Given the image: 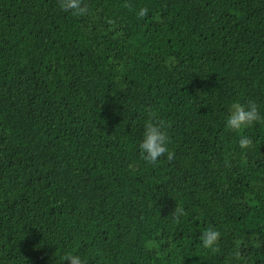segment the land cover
<instances>
[{
    "label": "trees",
    "instance_id": "1",
    "mask_svg": "<svg viewBox=\"0 0 264 264\" xmlns=\"http://www.w3.org/2000/svg\"><path fill=\"white\" fill-rule=\"evenodd\" d=\"M84 2L0 0V264H264V120L247 151L223 125L264 115V0ZM149 119L174 152L154 166Z\"/></svg>",
    "mask_w": 264,
    "mask_h": 264
},
{
    "label": "clouds",
    "instance_id": "2",
    "mask_svg": "<svg viewBox=\"0 0 264 264\" xmlns=\"http://www.w3.org/2000/svg\"><path fill=\"white\" fill-rule=\"evenodd\" d=\"M59 8L73 16L83 17L89 14L90 9L84 0H58ZM148 14V8L141 6L136 12L138 18H143ZM264 120V115L257 102L250 100L247 103L233 102L224 115V128L238 135L237 143L242 151H247L253 144V139L246 134L245 130ZM138 152L140 157L148 165H156L159 157H166L172 160L174 152L170 148V139L167 127L163 122L149 119L143 125L141 138L138 142ZM184 216V209L177 207L172 219L180 222ZM222 233L215 226L205 227L200 233L199 245L202 249L217 253L220 250ZM179 259V258H178ZM67 260L69 264H86L82 254L69 248L61 256V262ZM225 264H243L241 252L238 248L226 254Z\"/></svg>",
    "mask_w": 264,
    "mask_h": 264
}]
</instances>
